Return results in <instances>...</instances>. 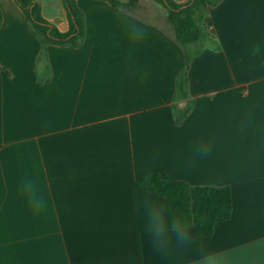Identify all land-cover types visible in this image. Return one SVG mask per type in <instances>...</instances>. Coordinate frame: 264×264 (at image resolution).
<instances>
[{"label": "crops", "instance_id": "crops-1", "mask_svg": "<svg viewBox=\"0 0 264 264\" xmlns=\"http://www.w3.org/2000/svg\"><path fill=\"white\" fill-rule=\"evenodd\" d=\"M34 1L69 31L64 0ZM154 4L77 0L83 44L43 50L0 0V264H264V0L209 7L185 90L197 47ZM154 172L229 186L232 217L178 242L166 199L138 185Z\"/></svg>", "mask_w": 264, "mask_h": 264}, {"label": "trees", "instance_id": "trees-1", "mask_svg": "<svg viewBox=\"0 0 264 264\" xmlns=\"http://www.w3.org/2000/svg\"><path fill=\"white\" fill-rule=\"evenodd\" d=\"M15 1L25 14L28 28L39 38L43 50L49 45L79 48L85 41L86 17L78 7L77 0H64L70 22V29L66 33L60 32L44 18L41 6L36 1ZM101 1L109 2L116 9H133L138 3V0ZM154 1L168 11V21L174 27L177 41L184 46L197 47L193 54L186 55L179 76L178 87L185 90L190 63L206 47V40L209 37L202 19L209 7L216 6L222 0H191L187 4H178L174 0ZM2 22L3 14L0 10V26ZM138 185L166 199L174 228L193 226L199 237L212 236L218 224L232 217L233 198L229 186H192L185 181L165 180L158 172L139 178Z\"/></svg>", "mask_w": 264, "mask_h": 264}, {"label": "clouds", "instance_id": "clouds-1", "mask_svg": "<svg viewBox=\"0 0 264 264\" xmlns=\"http://www.w3.org/2000/svg\"><path fill=\"white\" fill-rule=\"evenodd\" d=\"M199 151H201L203 154H206L207 148H205L204 146H201ZM163 231H164V229L162 227L157 229L158 233H163ZM173 231L175 233V236H176V239L178 242L186 241V232L183 228H180V229L174 228Z\"/></svg>", "mask_w": 264, "mask_h": 264}, {"label": "rangeland", "instance_id": "rangeland-1", "mask_svg": "<svg viewBox=\"0 0 264 264\" xmlns=\"http://www.w3.org/2000/svg\"><path fill=\"white\" fill-rule=\"evenodd\" d=\"M154 5H156V7H158L159 9H161L163 11V13H165L166 10H165V8L163 6H161L159 4H154Z\"/></svg>", "mask_w": 264, "mask_h": 264}]
</instances>
